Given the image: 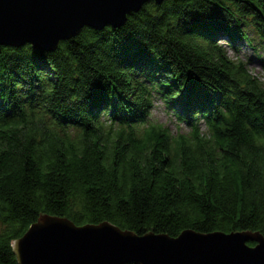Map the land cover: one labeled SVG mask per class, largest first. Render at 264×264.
I'll use <instances>...</instances> for the list:
<instances>
[{
    "label": "trees",
    "instance_id": "trees-1",
    "mask_svg": "<svg viewBox=\"0 0 264 264\" xmlns=\"http://www.w3.org/2000/svg\"><path fill=\"white\" fill-rule=\"evenodd\" d=\"M222 41L264 53V0L151 2L55 51L0 45V264L42 216L264 237V83ZM153 94L189 133L149 122Z\"/></svg>",
    "mask_w": 264,
    "mask_h": 264
},
{
    "label": "water",
    "instance_id": "water-1",
    "mask_svg": "<svg viewBox=\"0 0 264 264\" xmlns=\"http://www.w3.org/2000/svg\"><path fill=\"white\" fill-rule=\"evenodd\" d=\"M164 1L0 0V45L55 51L84 29H119L147 4ZM13 251L19 264H264V237L195 231L140 236L108 222L78 226L42 216Z\"/></svg>",
    "mask_w": 264,
    "mask_h": 264
},
{
    "label": "rangeland",
    "instance_id": "rangeland-1",
    "mask_svg": "<svg viewBox=\"0 0 264 264\" xmlns=\"http://www.w3.org/2000/svg\"><path fill=\"white\" fill-rule=\"evenodd\" d=\"M224 47H226L224 50L228 52L230 58L234 59L235 61L239 59L240 61L246 63L248 69L251 71V74L264 83V57L263 60L258 61V57L250 50V48L247 47V45L241 46V50L239 52L231 50L229 44L227 43L224 45ZM152 119L157 123H161L162 125L169 127L174 132H177L180 130V128H183L186 132L189 131L184 128L183 125H178V121L175 120L170 115V113L164 109V105L160 101H157L155 104V109L152 113Z\"/></svg>",
    "mask_w": 264,
    "mask_h": 264
}]
</instances>
